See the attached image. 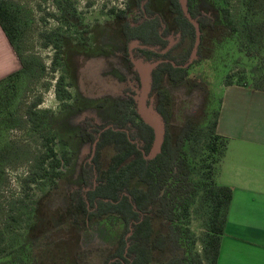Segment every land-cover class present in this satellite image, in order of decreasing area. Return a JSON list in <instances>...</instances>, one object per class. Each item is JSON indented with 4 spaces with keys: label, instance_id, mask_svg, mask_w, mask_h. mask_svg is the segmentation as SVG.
<instances>
[{
    "label": "trees",
    "instance_id": "16d2710c",
    "mask_svg": "<svg viewBox=\"0 0 264 264\" xmlns=\"http://www.w3.org/2000/svg\"><path fill=\"white\" fill-rule=\"evenodd\" d=\"M150 0H133L123 10H111L120 21V35L124 41L123 57L128 63L138 53L149 55L147 63L163 62L150 73L146 107L153 99V109L163 125L162 144L154 158H150L154 141L153 130L138 115L133 92L127 90L130 104L117 102L113 121L98 125L85 118L84 137L95 143L80 167L81 186L68 195L66 213L55 211L49 218L43 216L41 205L48 194L59 188L63 168L69 166L62 139L52 130L50 112L39 111L40 98L25 111L31 130L40 138L41 152L35 158L30 172L21 180L22 188L41 190L43 198L32 205L24 204L23 195L16 200L18 208L9 214L0 228V264H85L81 260L85 251L73 252L74 241L81 243L79 231L114 230L119 226L114 245L106 252L103 264H216L220 241L227 222L232 190L216 183L227 148V139L217 134L219 110L206 129L186 121L174 137L167 130L170 118L169 96L162 92L163 80L179 85L188 77L190 66L184 67L196 41V31L185 17L178 0H163L171 23L161 12L150 8ZM241 20L238 24L228 8L219 9L220 24L202 11L200 0H186L188 15L200 31V42L194 65L200 61L205 32L216 31L219 39L235 37L239 51L249 61L238 79L228 74L224 86L250 87L264 92V0H241ZM60 4L59 21L69 28L76 25V10L70 2ZM0 29L20 62V69L0 80V132L14 123V102L30 70L20 51L18 13L4 0H0ZM186 49L173 56L171 40ZM56 49L52 63H59L62 38L52 39ZM46 46V44H45ZM138 79V76H137ZM61 75L55 84L58 101L70 99ZM67 107L66 104L63 106ZM205 131L207 133L205 134ZM205 137L208 164L195 168L190 151ZM60 145L58 156L55 147ZM105 147L112 154L104 166L101 151ZM9 147H0V188L4 180V159ZM47 190V191H46ZM199 205L205 214V235L202 257L194 252L196 237L190 230L192 208ZM52 223L53 233L48 230ZM157 225L164 228L158 231ZM77 231V236L73 235ZM97 230V228L95 229ZM94 231V230H93ZM81 237V238H80ZM32 239L43 240V247L35 248ZM75 244V245H76ZM176 252L175 258L161 261L158 254ZM179 253V254H178ZM82 254V255H81Z\"/></svg>",
    "mask_w": 264,
    "mask_h": 264
},
{
    "label": "rangeland",
    "instance_id": "374dc122",
    "mask_svg": "<svg viewBox=\"0 0 264 264\" xmlns=\"http://www.w3.org/2000/svg\"><path fill=\"white\" fill-rule=\"evenodd\" d=\"M18 13L20 28V51L30 70L20 87L14 102L15 119L12 126L0 132V147L8 146L4 159V180L0 188V228L5 218L18 208L16 200L23 195L24 204L32 205L43 198L44 193L34 187L23 189L21 180L30 172L35 158L40 154V138L34 133L25 111L29 105L40 98L37 110H48L52 130L67 145L65 150L71 159L69 166L63 168L59 188L48 194L41 205L45 218L55 211L66 213L68 195L81 186L80 167L91 150L92 143L84 137L85 118L103 125L116 117L117 102L130 104L127 90L133 92L137 110L140 92L138 68L147 63L149 55L138 53V58L128 63L124 57V41L120 35V21L115 19L111 10H123L126 5H134L133 0H4ZM70 2L76 10V25L66 28L59 21V5ZM150 8L162 10L168 23L171 18L163 0H150ZM241 0H200L202 11L220 24L219 9L228 8L235 21L240 24ZM52 39L62 38V55L59 63H52L56 49ZM216 31L205 32L201 54L203 58L189 65L188 77L179 85H171L166 79L162 83V92L169 96L170 118L167 130L175 137L186 121L206 129L214 120V111L219 110L224 81L228 74L242 77V69L249 67V61L239 51L235 37L219 39ZM46 44V46H45ZM174 47L172 55L183 52L188 44L178 45L176 37L171 40ZM19 61V60H18ZM63 75L64 84L70 99L61 102L55 97V84ZM138 76V79H137ZM154 100H150L147 112L155 115ZM66 104L67 107H63ZM158 117V116H157ZM159 118V117H158ZM162 124V123H161ZM163 128V125H162ZM207 131H205V134ZM205 137L200 138L190 151L191 162L195 168L208 164L205 150ZM55 150L60 156L62 147ZM103 165L107 164L112 149L105 147L101 151ZM47 191V190H46ZM64 210V212H63ZM205 214L199 205L192 208L190 230L196 237L194 252L202 257V240L205 235ZM101 226V225H100ZM92 226L89 231H79L81 243L74 241V253L85 251L80 261L85 264H103L106 252L112 248L119 232L99 230ZM97 228V230H95ZM158 231L164 228L157 225ZM48 230L53 233L52 223ZM94 230V231H93ZM77 236V231L73 232ZM35 248L43 247V240L29 241ZM76 244V245H75ZM179 254V253H178ZM82 255V254H81ZM176 252L167 251L156 258L166 261L175 258ZM155 264V263H153ZM158 264V263H156ZM203 264H206L203 261Z\"/></svg>",
    "mask_w": 264,
    "mask_h": 264
},
{
    "label": "crops",
    "instance_id": "0c3cea01",
    "mask_svg": "<svg viewBox=\"0 0 264 264\" xmlns=\"http://www.w3.org/2000/svg\"><path fill=\"white\" fill-rule=\"evenodd\" d=\"M20 62L0 29V80ZM216 132L227 148L216 183L232 190L216 264H264V92L224 86Z\"/></svg>",
    "mask_w": 264,
    "mask_h": 264
},
{
    "label": "water",
    "instance_id": "95a60500",
    "mask_svg": "<svg viewBox=\"0 0 264 264\" xmlns=\"http://www.w3.org/2000/svg\"><path fill=\"white\" fill-rule=\"evenodd\" d=\"M178 1H179L183 14L192 23L196 31L195 45L193 47L188 63L184 66V67H187L195 59L198 45L200 42V31H199L198 26L194 22H192L190 16L188 15L187 7H186V0H178ZM162 62H163L162 60H159L154 63L138 68L140 92H139V97H138V102H137V112H138L139 117L143 121V123L147 125L148 127H150L153 130V134H154V141H153V146L151 149L150 158H154L157 155V153L160 151V147L162 144L163 128H162L160 119L157 116L148 114L147 107H146V101L148 97L150 73L157 66H159ZM94 151H95V143L92 146L91 158L94 155Z\"/></svg>",
    "mask_w": 264,
    "mask_h": 264
},
{
    "label": "flooded vegetation",
    "instance_id": "af4514ba",
    "mask_svg": "<svg viewBox=\"0 0 264 264\" xmlns=\"http://www.w3.org/2000/svg\"><path fill=\"white\" fill-rule=\"evenodd\" d=\"M91 152H92V150H91Z\"/></svg>",
    "mask_w": 264,
    "mask_h": 264
}]
</instances>
